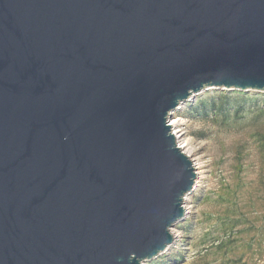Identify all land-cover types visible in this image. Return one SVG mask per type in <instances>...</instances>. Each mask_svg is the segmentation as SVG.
<instances>
[{"label": "water", "instance_id": "95a60500", "mask_svg": "<svg viewBox=\"0 0 264 264\" xmlns=\"http://www.w3.org/2000/svg\"><path fill=\"white\" fill-rule=\"evenodd\" d=\"M264 91V0H0V264H143L193 186L169 115Z\"/></svg>", "mask_w": 264, "mask_h": 264}, {"label": "rangeland", "instance_id": "374dc122", "mask_svg": "<svg viewBox=\"0 0 264 264\" xmlns=\"http://www.w3.org/2000/svg\"><path fill=\"white\" fill-rule=\"evenodd\" d=\"M223 96L225 114H189ZM173 119L176 144L195 159L194 183L170 229L174 241L143 264H264V91L206 87L172 110Z\"/></svg>", "mask_w": 264, "mask_h": 264}, {"label": "trees", "instance_id": "16d2710c", "mask_svg": "<svg viewBox=\"0 0 264 264\" xmlns=\"http://www.w3.org/2000/svg\"><path fill=\"white\" fill-rule=\"evenodd\" d=\"M227 97L223 96V98H221V100L216 101V103L214 101H210L208 102V104H204L201 103L199 106L194 107V108H190L189 114H193L194 112H200L202 114H207L210 113L211 111H219L222 112L223 114H225L226 110H228V103H227ZM244 98H240L237 102H236V107L234 108L235 112H238L240 110V108L242 107V105L244 104ZM256 109H258L256 112L258 115H260L262 113V109L259 108L258 104H254Z\"/></svg>", "mask_w": 264, "mask_h": 264}, {"label": "bare ground", "instance_id": "6f19581e", "mask_svg": "<svg viewBox=\"0 0 264 264\" xmlns=\"http://www.w3.org/2000/svg\"><path fill=\"white\" fill-rule=\"evenodd\" d=\"M181 104V103H180ZM178 104V105H180ZM170 126H173V127H176L178 125V121L176 119H173L170 123ZM174 133L176 134L177 132L174 131ZM181 136L180 135H175V141L178 142V139L180 138ZM179 144V143H178ZM186 146V144H181L179 145L180 149L184 148ZM185 155H187V153L184 152ZM188 156V155H187ZM190 157V156H189ZM190 159V158H189ZM195 159H190L191 163L194 161ZM195 164V163H194ZM193 164V165H194ZM194 167V166H193ZM171 229V228H170ZM172 230V229H171ZM170 230V235H171V241L170 242H173L174 241V238L176 237V235ZM170 244V243H169ZM168 244V245H169ZM168 248V246H167Z\"/></svg>", "mask_w": 264, "mask_h": 264}]
</instances>
